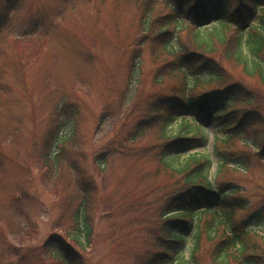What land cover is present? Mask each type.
I'll return each mask as SVG.
<instances>
[{
    "label": "rangeland",
    "instance_id": "1",
    "mask_svg": "<svg viewBox=\"0 0 264 264\" xmlns=\"http://www.w3.org/2000/svg\"><path fill=\"white\" fill-rule=\"evenodd\" d=\"M141 1L0 0V264H57L55 245L45 244L52 237L69 242L87 264H137L154 257L152 230L164 218L158 197L171 184L152 152L162 142L160 124L144 125L131 154L120 151L145 121L148 110L146 116L140 111L161 92L155 79L163 66L161 50H153L154 32L141 28ZM165 12L156 0L152 16ZM183 31L185 38L190 29ZM136 53L142 56L141 76L130 101ZM224 66L256 85L237 67ZM182 126L178 121L169 132L185 133ZM214 130L189 154H210ZM61 133L68 140L53 165L42 155L52 137H65ZM226 179L253 201L264 189V161L252 159L247 171L232 170ZM79 180L94 191L85 197ZM84 198L94 232L87 252L69 233ZM201 251L203 264H213L208 243Z\"/></svg>",
    "mask_w": 264,
    "mask_h": 264
},
{
    "label": "trees",
    "instance_id": "2",
    "mask_svg": "<svg viewBox=\"0 0 264 264\" xmlns=\"http://www.w3.org/2000/svg\"><path fill=\"white\" fill-rule=\"evenodd\" d=\"M155 1H141L140 25L143 31L154 32L153 50H161L163 66L155 76L161 92L140 111L146 116L148 110V115L120 151L131 154L132 144L145 135L144 125L160 124L162 142L152 152L171 184L158 197L164 218L152 230L154 257L137 264H203L199 256L203 243L211 249L213 264H264V189L252 201L235 181L226 179L232 170L247 171L252 159L264 161V0H159L166 10L161 21L152 16ZM187 28L190 32L184 38ZM136 54L129 75L135 80L129 85L130 101L141 76L142 56ZM226 62L256 85L230 75ZM167 78L178 85H164ZM190 120L197 125L191 126ZM178 121L186 132L170 133ZM209 128H215L212 152L189 154L202 146ZM64 140L68 137L58 142L52 137L42 155L46 162L60 163ZM79 182L85 197L94 191L93 184ZM87 201L84 198L77 209L69 232L84 252L91 248L94 234ZM46 245H55L57 264H87L69 242Z\"/></svg>",
    "mask_w": 264,
    "mask_h": 264
}]
</instances>
